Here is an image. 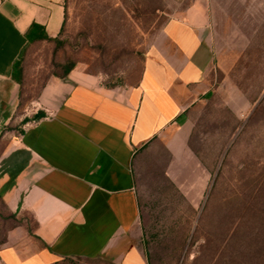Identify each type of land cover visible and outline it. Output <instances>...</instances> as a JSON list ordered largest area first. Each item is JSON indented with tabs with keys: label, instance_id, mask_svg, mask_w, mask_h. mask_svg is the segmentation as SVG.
I'll return each instance as SVG.
<instances>
[{
	"label": "crops",
	"instance_id": "obj_1",
	"mask_svg": "<svg viewBox=\"0 0 264 264\" xmlns=\"http://www.w3.org/2000/svg\"><path fill=\"white\" fill-rule=\"evenodd\" d=\"M65 4L0 0V197L30 222L7 233L0 264H149L138 172L210 89L208 16L169 17L134 79L74 68L30 101L13 62L31 23L59 32Z\"/></svg>",
	"mask_w": 264,
	"mask_h": 264
},
{
	"label": "rangeland",
	"instance_id": "obj_2",
	"mask_svg": "<svg viewBox=\"0 0 264 264\" xmlns=\"http://www.w3.org/2000/svg\"><path fill=\"white\" fill-rule=\"evenodd\" d=\"M190 8L208 16L210 89L139 168L151 264H224L244 196L264 178V0H66L61 45L39 41L23 57L30 101L71 64L118 84L137 76L164 22ZM29 223L4 212L0 239Z\"/></svg>",
	"mask_w": 264,
	"mask_h": 264
},
{
	"label": "trees",
	"instance_id": "obj_3",
	"mask_svg": "<svg viewBox=\"0 0 264 264\" xmlns=\"http://www.w3.org/2000/svg\"><path fill=\"white\" fill-rule=\"evenodd\" d=\"M66 22V4H65V20L61 29L55 36L47 33L44 26L33 22L25 32L27 42L21 50L19 56L13 62V78L21 86V94L24 85V65L23 57L27 48L39 41H50L57 46L61 45L60 34L65 27ZM74 65L67 66L62 73H53L56 77L64 78L73 69ZM256 189L250 194L245 195V204L240 216L239 227L229 236L227 242V251L224 264H264V178L257 180ZM6 212L11 220H16L15 214L8 208L6 203L0 197V216ZM6 230L2 234L0 244L4 243L7 238ZM146 244V240H145ZM147 249V247H146ZM149 264L151 259L147 251Z\"/></svg>",
	"mask_w": 264,
	"mask_h": 264
}]
</instances>
